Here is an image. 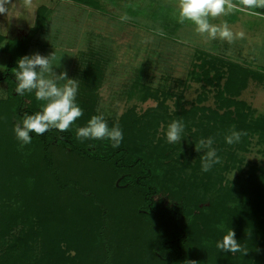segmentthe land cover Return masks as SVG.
Here are the masks:
<instances>
[{"label": "trees", "instance_id": "trees-1", "mask_svg": "<svg viewBox=\"0 0 264 264\" xmlns=\"http://www.w3.org/2000/svg\"><path fill=\"white\" fill-rule=\"evenodd\" d=\"M71 1L97 10L101 7V0ZM39 11L45 15L22 41L0 48V54H10L5 71L0 72V83L7 82L10 94L0 100V142L5 138L4 144L0 143V264H264V180H254L240 171L223 186L222 173L215 167L202 172L203 154L195 149L199 136L192 132V126L200 124L193 118L195 112L183 110L179 116L186 124L185 131L193 133L181 144H168L165 137L152 143L158 134L159 111L155 122L142 125L137 132L131 128L130 114L123 115L118 122L124 134L119 148H113L108 140L79 142L73 128L68 132L52 129L39 136L31 133L33 140L28 145L15 142L16 123L41 110L34 92L15 94L12 74L18 58L26 55L31 39L48 21L50 10L41 7ZM253 11L264 15V9ZM3 40L0 35V43ZM216 63L202 61L205 77L217 69ZM85 69L80 86L83 93L77 99L84 110L83 126L96 114L95 91L102 77L98 64ZM232 80L220 94L221 100L224 94H237ZM242 82L240 89L244 90L247 81ZM148 96L146 92L144 99ZM221 107H225L224 100ZM235 107L236 128L242 130L243 116L251 112L243 101ZM158 108L167 109L164 100ZM259 120L263 122L256 129L264 140V116ZM224 125V136L230 135ZM247 130L253 131V127H247L244 139ZM8 137L13 139L9 147L5 146ZM72 155L79 161L70 168L77 177L65 176L56 162ZM186 168L189 181L199 185L203 202L174 191L178 178L175 176L174 183L172 172ZM131 190H135L134 196ZM165 199L177 203L163 209ZM196 210L199 215L195 217ZM230 229L247 249L246 255L222 253L216 248V242Z\"/></svg>", "mask_w": 264, "mask_h": 264}, {"label": "rangeland", "instance_id": "rangeland-1", "mask_svg": "<svg viewBox=\"0 0 264 264\" xmlns=\"http://www.w3.org/2000/svg\"><path fill=\"white\" fill-rule=\"evenodd\" d=\"M231 2L242 7L239 0ZM100 4L97 10L71 0H0V7L5 9L0 13V35L4 37L0 48L22 41L45 15L40 8L46 7L50 10L48 21L31 39L26 55L54 53L55 63L60 65L57 72L67 71L70 78L76 79L80 92L77 99L83 93L80 86L85 67L98 64L102 77L99 76V87L95 91V115L102 114L109 127L129 113L131 128L137 132L142 125L155 122L154 116L159 111L158 134L152 141L156 144L159 137L166 139L168 124L179 120L183 110L195 112L193 118L200 124L192 126V132L197 131L199 141L214 137V147L221 158V163L214 167L222 173L223 186L230 184L240 171L251 174L254 180H264V140L260 129H256L257 124L263 122L259 118L264 116V81H261L264 78V15L256 12L248 15L249 10L245 9L210 17L211 24L221 27L226 24L233 32V41L229 43L219 36L208 39L198 34L191 22L180 24L179 0H101ZM9 59L10 54L2 51L0 65L4 71ZM204 59L213 63L217 60L219 69L211 70L208 78L200 67ZM231 66L236 67L229 69ZM230 79L237 94H224L225 107L222 108L219 96ZM244 79L247 87L242 90ZM146 92L149 96L144 99ZM8 94L7 82L0 83V100L7 99ZM163 100L167 109L158 108ZM240 101L246 103L251 113L246 118L243 116L242 130H237L235 103ZM36 102L42 108L43 102ZM228 112L231 114L227 115ZM201 115L205 118H200ZM222 121L224 128L228 127L227 132H244L248 126L253 127V131L247 130L246 139L241 137L244 140L229 145L225 143ZM82 123L80 118L71 128L76 132L78 127H83ZM186 134L189 138L193 136L189 130ZM12 140L8 137L5 146H11ZM198 154H203V150ZM70 159L56 162L65 176L77 177V172L71 173L70 168L79 161L74 155ZM190 160L193 162L195 158ZM188 172L187 168L172 172L174 183L175 176L178 178L174 191L179 196L191 194L193 201L203 202L204 195L199 185L189 181ZM130 193L134 196L135 190ZM175 203L165 199L162 208ZM197 214L199 210L193 215ZM191 221L192 218L188 223Z\"/></svg>", "mask_w": 264, "mask_h": 264}, {"label": "clouds", "instance_id": "clouds-1", "mask_svg": "<svg viewBox=\"0 0 264 264\" xmlns=\"http://www.w3.org/2000/svg\"><path fill=\"white\" fill-rule=\"evenodd\" d=\"M242 7L234 5L231 0H179L178 22L184 24L191 22L195 31L206 35L208 39L219 36L229 43L233 41V32L225 24L223 27L213 25L209 18L227 15L232 12H241L248 9V15H255V9H264V0H240ZM5 9L0 7V13ZM126 19V17H125ZM242 35V34H241ZM54 53L49 55L35 52L18 58L15 71L12 72L16 81L15 94L24 96L26 93H35L37 101L43 102L40 111L25 115L16 123L14 133L16 139L23 145L32 143L35 135H44L56 129L58 132H68L73 124L84 115L83 108L77 102L79 85L74 78H70L67 71L56 69L60 65L55 63ZM0 71H4L0 65ZM63 82V83H61ZM186 124L182 120H173L167 126L166 142L176 144L186 139ZM246 133L233 131L225 136V143L232 145L238 143ZM75 135L84 140H108L113 148H119L124 140V134L119 123L109 127L108 121L102 114L93 115L86 126L78 127ZM214 137L201 138L195 143L197 152L203 150L201 156V171L207 173L221 163V158L214 147ZM216 248L222 253L246 255L247 249L237 240L236 233L230 229L222 240L216 242Z\"/></svg>", "mask_w": 264, "mask_h": 264}, {"label": "crops", "instance_id": "crops-1", "mask_svg": "<svg viewBox=\"0 0 264 264\" xmlns=\"http://www.w3.org/2000/svg\"><path fill=\"white\" fill-rule=\"evenodd\" d=\"M88 8V7H87ZM50 9V8H49Z\"/></svg>", "mask_w": 264, "mask_h": 264}]
</instances>
